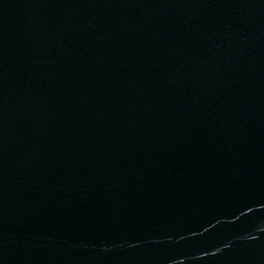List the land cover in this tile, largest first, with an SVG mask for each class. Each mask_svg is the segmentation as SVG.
Returning a JSON list of instances; mask_svg holds the SVG:
<instances>
[{"label":"water","instance_id":"water-1","mask_svg":"<svg viewBox=\"0 0 264 264\" xmlns=\"http://www.w3.org/2000/svg\"><path fill=\"white\" fill-rule=\"evenodd\" d=\"M0 264H264V0H0Z\"/></svg>","mask_w":264,"mask_h":264}]
</instances>
